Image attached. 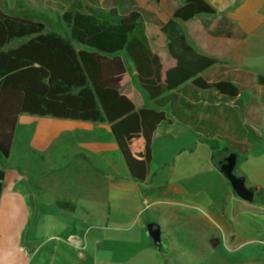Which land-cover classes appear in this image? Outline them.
Wrapping results in <instances>:
<instances>
[{
	"label": "crops",
	"instance_id": "crops-1",
	"mask_svg": "<svg viewBox=\"0 0 264 264\" xmlns=\"http://www.w3.org/2000/svg\"><path fill=\"white\" fill-rule=\"evenodd\" d=\"M123 1L102 0L98 9L142 11L144 24L164 26L186 0ZM205 1L215 15L179 23L200 52L239 61L243 68H231L235 83L253 95L243 107L216 93L197 100L192 88L184 99L169 93L152 101L134 65L133 75L128 68L130 82L120 93L131 94L137 109L167 115L153 133L142 182L132 178L110 123L20 116L10 156L22 132L25 155H40L44 165L39 171L0 166V264H230L231 258L233 264H264V87L255 82L264 68L248 61L255 43L264 44V0ZM203 101L208 105L202 108ZM248 108L251 115L243 118ZM73 137L83 147L71 155L74 160L44 157ZM222 146L229 155H216L214 147ZM229 159L254 192L252 202L240 198L221 172ZM153 222L160 224L166 247L158 248L148 235Z\"/></svg>",
	"mask_w": 264,
	"mask_h": 264
},
{
	"label": "trees",
	"instance_id": "trees-1",
	"mask_svg": "<svg viewBox=\"0 0 264 264\" xmlns=\"http://www.w3.org/2000/svg\"><path fill=\"white\" fill-rule=\"evenodd\" d=\"M199 14L216 11L205 0H186L164 26H153L144 24L138 11L120 14L74 1L56 25L47 14L15 15L0 7V155L9 158L25 114L108 122L132 178L145 181L153 133L167 115L153 107L137 109L131 94L120 93L130 82L120 53L132 62L140 88L152 101L169 93L184 99L192 96L187 92L192 88L197 100L199 94L216 93L243 107L253 95L235 83L232 69L215 80L205 75L224 63L195 48L179 23ZM16 39L22 42L10 47ZM255 82L264 87V75ZM214 150L222 156L218 147ZM4 178L0 168V197Z\"/></svg>",
	"mask_w": 264,
	"mask_h": 264
},
{
	"label": "rangeland",
	"instance_id": "rangeland-1",
	"mask_svg": "<svg viewBox=\"0 0 264 264\" xmlns=\"http://www.w3.org/2000/svg\"><path fill=\"white\" fill-rule=\"evenodd\" d=\"M74 1H76V0H0V7L6 13L15 14V15H22L25 13V11H29L31 13H34V15L35 14L36 15L47 14L49 17L54 19V23L57 25L59 23V20H58L59 16L64 12V9L69 8V5L71 4V2H74ZM90 1L89 0H83V2H85L86 4H88L89 6L95 8V9L101 8L100 6H98V4L99 3L102 4V0H90ZM121 1H122L121 4L123 5L124 1L123 0H121ZM153 1H155V0H153ZM115 7H117V6H115ZM104 10L108 11L109 9H104ZM139 12L142 14V11H139ZM21 42L22 41L16 39V41L11 43L10 47H14V46L17 47V45H19ZM122 54H123L124 60L127 64V67L130 69V71L133 75V64H132V62L130 61V59L127 57V55L125 53H122ZM219 60L222 61L224 64L221 66H217V67L213 68L212 70L207 71L205 73V75L210 80H215V79L219 78L220 75L222 74L223 69H226V68L231 69V68H238V67L243 68L244 67V66H239L238 65L239 61H237V60H226V59L225 60L219 59ZM248 61H250L251 65H254L257 68H264V44L255 43L254 49L252 50V52L248 56ZM136 81H137V79H136ZM136 81L133 78V83H131V84H132V86L137 88L138 86H137ZM130 87H131V85H130ZM134 95L136 97V100L140 101V99L138 98L141 95V92L139 89L135 90ZM162 101L164 102V100H161V101H159V104H162ZM148 102L150 103V101H148ZM259 102L261 103V105H264V98L263 97L261 99L259 98ZM151 105H153V104H151ZM207 105H208L207 102L203 101L201 103L202 108L204 106H207ZM234 106H236V104ZM249 110H250V108H248L247 110H244V112L242 113L243 118H245V117L248 118L251 115L250 113H248ZM249 119H251V117ZM235 121H236V118H235ZM235 124H237V122H235ZM21 136H23V137H21ZM246 136H247V138H249L252 135L246 134ZM61 141H64V142H61L62 147H60L58 149H56V148L50 149L49 151H47L46 154H44V157L50 158V159L63 158L64 160L66 159L67 161L71 162V160H74L71 157V155L75 154V152L78 153L79 149L83 148V147L79 146L80 140L77 139V137L76 138L73 137L69 141H66L64 139ZM24 145H25V135H24V133L19 132V136L17 139L15 150L13 151L12 155L8 159H5L0 155V166L2 165L5 167H13L16 165H23L27 170H28V167H30V168H34L35 170L39 171L40 166L44 165V163L42 161V157L40 155L34 156L33 154L25 155L24 150H23ZM220 150H224L223 151L224 155H226V154L229 155L231 152L225 146H222V148H220ZM216 155L218 156L219 154L216 152ZM197 156L201 157V151L198 152ZM237 172L235 170V173L238 175ZM231 259H230V264H233V262H236V259H234V260H231ZM213 264H215V262H213Z\"/></svg>",
	"mask_w": 264,
	"mask_h": 264
},
{
	"label": "water",
	"instance_id": "water-1",
	"mask_svg": "<svg viewBox=\"0 0 264 264\" xmlns=\"http://www.w3.org/2000/svg\"><path fill=\"white\" fill-rule=\"evenodd\" d=\"M220 169L223 175L225 176V178L228 181H230L233 190L240 198L248 202L250 201L252 202L254 200L255 194L247 187L246 185L247 181L245 177L237 175L235 173V169H236L235 160L225 161L220 165ZM147 231H148V235L153 239V241H155L154 243L158 248L166 247L162 238V229L159 223L157 222L149 223L147 225Z\"/></svg>",
	"mask_w": 264,
	"mask_h": 264
},
{
	"label": "flooded vegetation",
	"instance_id": "flooded-vegetation-1",
	"mask_svg": "<svg viewBox=\"0 0 264 264\" xmlns=\"http://www.w3.org/2000/svg\"><path fill=\"white\" fill-rule=\"evenodd\" d=\"M229 160H234V159H229Z\"/></svg>",
	"mask_w": 264,
	"mask_h": 264
}]
</instances>
